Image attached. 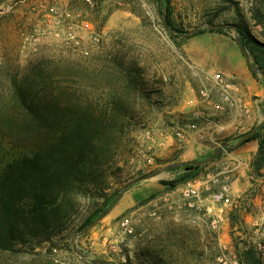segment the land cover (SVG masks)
Returning a JSON list of instances; mask_svg holds the SVG:
<instances>
[{"label": "rangeland", "instance_id": "rangeland-1", "mask_svg": "<svg viewBox=\"0 0 264 264\" xmlns=\"http://www.w3.org/2000/svg\"><path fill=\"white\" fill-rule=\"evenodd\" d=\"M164 6L160 0H0V114L21 119L13 83L30 86L31 94L61 108L91 105L97 114L107 111L98 147L104 193L114 196L107 204L80 198L71 221L50 242L0 251V264H246L251 254L264 264V164L258 166V149L246 164L232 154L248 143L240 140L254 128L246 135L219 136L197 161L220 152L198 166V177L189 182H179L184 166L166 169L183 163L179 156L191 132L177 133L192 120L185 108L195 107L190 101L201 90L209 99L217 94L212 77L221 73L209 68L208 51L223 47L227 38L233 59L241 58L233 29L218 34L204 25H241L264 42V2L171 0L169 18L177 33L163 24ZM256 74L264 82V75ZM261 126L255 133L263 134ZM3 134L0 166L24 146H36L34 134L30 141L15 132ZM225 169L231 170L230 206L211 202L218 187L215 178H207ZM240 172L242 178H232ZM197 180L207 182L209 191L200 189L203 207L191 209L180 192ZM98 210L108 213L78 236ZM123 219L131 234L121 228Z\"/></svg>", "mask_w": 264, "mask_h": 264}, {"label": "trees", "instance_id": "trees-1", "mask_svg": "<svg viewBox=\"0 0 264 264\" xmlns=\"http://www.w3.org/2000/svg\"><path fill=\"white\" fill-rule=\"evenodd\" d=\"M160 1L162 7L165 5L161 10L164 26L173 33L179 32L169 18L171 0ZM234 26L242 45L241 53L248 67L253 68L249 71L257 77L255 70H264V42L257 40L247 28ZM210 32L222 34L223 29ZM11 88L14 101L22 111L21 119L12 112L1 113L0 140L5 138L3 133L11 135L15 132L28 141L34 134L37 142L34 148L24 146L18 156L0 166L2 252L35 249L50 242L71 221L80 198L105 199L106 204L114 199L113 195L108 197L104 193L102 152L98 147L105 138L107 111L97 114L91 105L80 109L61 108L46 96L40 98L31 94L32 88L26 84L13 83ZM260 129L264 130V126ZM250 141H258L256 159L260 167L264 164V132L262 135L255 133L242 144ZM201 168L184 166L179 182L197 178ZM101 212L91 214L79 231L90 225ZM247 263L260 264L254 254L247 258Z\"/></svg>", "mask_w": 264, "mask_h": 264}, {"label": "crops", "instance_id": "crops-1", "mask_svg": "<svg viewBox=\"0 0 264 264\" xmlns=\"http://www.w3.org/2000/svg\"><path fill=\"white\" fill-rule=\"evenodd\" d=\"M223 38V47L217 51H208L212 55L209 68L221 73L231 83L236 85L234 96L240 104H245L249 117L241 111L239 107L234 111L227 104H224L220 97L213 93L210 100L200 103L197 108L186 107L189 119L200 117L199 122L204 126V141L196 138L194 133L188 134L183 143V151L179 158L182 162H193L201 160L213 149L217 138L222 135H244L251 129L261 126L264 123V82L257 80L249 71L246 58L242 55L239 48L238 52L241 58H234V52H231V45ZM237 55V54H236ZM206 67V66H205ZM211 73H209L210 75ZM219 119L223 123V131L213 124L206 125L207 121H216ZM212 129V131H210ZM176 147V144L172 141ZM258 149L257 141H250L233 151V155L243 164L250 162ZM232 178H242V174H233ZM181 200V199H180ZM182 201V200H181Z\"/></svg>", "mask_w": 264, "mask_h": 264}, {"label": "built area", "instance_id": "built-area-1", "mask_svg": "<svg viewBox=\"0 0 264 264\" xmlns=\"http://www.w3.org/2000/svg\"><path fill=\"white\" fill-rule=\"evenodd\" d=\"M63 19L65 20V18ZM63 19H58L57 22L63 23L64 21ZM92 40L94 43H99L98 37H94ZM212 86L224 104H227L234 111H238L237 109L239 107H242L241 111H243L246 114V116L249 117V113L247 111L246 105L240 104L236 99V97L234 96V92H237L235 84L231 83L223 75L215 74L212 77ZM207 100H210L208 92L201 90L199 92V96L194 100H191L190 104L194 105L195 108H197L200 103H203L204 101ZM200 116L190 120L184 126L183 130H180V132L177 133V136L180 137L184 132H191L196 135V138L198 140L203 141L205 131H204V126H202V124H200L199 122V118H201ZM208 124L209 125L213 124L215 127H218L221 132L223 131L222 128L223 123L219 119H217L216 121H207L206 125ZM210 131H212V129H210ZM230 172L231 170L225 169L223 172H220L211 177L209 176L207 177V178H215L212 183L218 187V190L213 192L212 195L210 196L212 203H220L223 206L231 205L232 200L230 197V189L228 186ZM200 189L209 191L207 182L197 180L192 183H187L181 189L180 196L184 206L191 209H199L203 207L202 205L203 200L201 199ZM120 226L125 232L129 234L132 233V230L129 226V221L127 219H123L120 223Z\"/></svg>", "mask_w": 264, "mask_h": 264}, {"label": "water", "instance_id": "water-1", "mask_svg": "<svg viewBox=\"0 0 264 264\" xmlns=\"http://www.w3.org/2000/svg\"><path fill=\"white\" fill-rule=\"evenodd\" d=\"M232 28L234 31H236V26L234 25H230V24H220V25H214V24H205L204 25V28L205 30L207 31H216V30H220V29H224V28ZM198 31V28H195L189 32H187L185 34V37H189V36H192L194 35L196 32ZM237 34V33H236ZM236 43L239 47V49L242 51V45L240 43V39H239V35L237 34L236 36ZM249 69L250 70H253V68L251 66H249ZM255 73H264V70L263 69H257L255 70ZM264 125V123L262 124ZM257 128H254L251 132H249L245 137H243L241 140H240V143L242 142H245L247 141L250 137H252L254 135V133L256 132ZM220 151L218 149H215L213 151V153L211 154V156L209 158H207L206 160L204 161H193V162H183V163H177V164H173V165H170L168 166L166 169H173V168H178V167H181V166H186V165H190V166H203L211 161H213L216 156L218 155ZM153 174H151L152 176ZM124 188L120 190L119 192V196L118 198L116 199V201L114 202V205L116 203L119 202V200L122 198L123 194H124ZM108 211L107 212H103L101 213L90 225H88L86 228H84L82 230V232L78 235H82L84 233H86L88 230H90L92 227H94L100 220H102L106 215H107ZM91 264H108L104 261H100V260H96L94 262H92Z\"/></svg>", "mask_w": 264, "mask_h": 264}]
</instances>
